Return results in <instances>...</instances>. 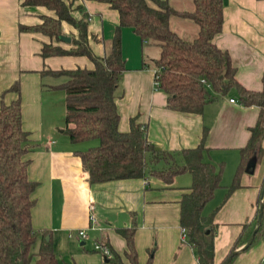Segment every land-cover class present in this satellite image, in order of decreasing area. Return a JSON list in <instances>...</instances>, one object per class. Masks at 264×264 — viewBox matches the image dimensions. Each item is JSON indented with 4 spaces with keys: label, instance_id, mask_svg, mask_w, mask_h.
I'll use <instances>...</instances> for the list:
<instances>
[{
    "label": "crops",
    "instance_id": "0c3cea01",
    "mask_svg": "<svg viewBox=\"0 0 264 264\" xmlns=\"http://www.w3.org/2000/svg\"><path fill=\"white\" fill-rule=\"evenodd\" d=\"M71 1L75 8L82 6L91 16L90 44L97 55L104 56L110 51L120 24L119 12L94 0ZM223 2L224 25L215 43L230 53L238 82L247 90L261 91L264 87V0ZM82 14L81 10L74 11L77 19ZM46 15L55 16V12L45 6H24L22 0H0V109L3 103L11 104L18 98L10 88L19 81L23 126L31 133L33 146L26 155L31 160L29 177L40 183L34 194L37 201L32 212L34 229L49 231L59 264H112L110 258L95 250L98 242L109 247L113 257L118 254L129 264L127 241L119 229L133 224L140 264H198L196 250L183 238L181 225V200L193 183L191 173L178 175L169 185L156 177L91 184L79 156L80 151L88 149L82 147L84 142L73 143L65 131L57 135L51 117L57 90L52 87L66 80L58 83L55 78L62 77L43 76L42 72L77 67L91 69L94 64L86 56H42L45 44L72 47V41L63 43L40 32L21 30V26L42 23ZM62 27L68 34L65 36H77L71 24L64 22ZM122 47L127 59L117 99L122 132H129L131 120L136 119L146 127L148 140L158 149L180 152L199 146L204 129L208 128L205 159L216 165L223 164L224 171L222 186L205 206L203 214H215V264H222L245 225L256 217L264 189L263 156L254 172H245L240 187L230 192L241 164V151L249 142L250 128L256 125L260 108L243 105L239 91L233 89L207 104L202 114L170 109L168 95L155 87V71L145 66V62L158 57L159 50L143 46L139 36L130 29L122 32ZM80 230L86 231L85 239L78 236ZM41 243L39 238L35 253ZM244 246H238L236 251H242ZM36 259L31 264H36ZM232 264H264V239L241 252Z\"/></svg>",
    "mask_w": 264,
    "mask_h": 264
},
{
    "label": "trees",
    "instance_id": "16d2710c",
    "mask_svg": "<svg viewBox=\"0 0 264 264\" xmlns=\"http://www.w3.org/2000/svg\"><path fill=\"white\" fill-rule=\"evenodd\" d=\"M94 1L106 3L120 14L112 47L104 56L97 55L91 47V16L82 6L75 8L71 0H22L24 6H45L54 11L55 16H43L42 23L21 26V30L40 32L57 41H61L64 35V22L78 32L72 37L70 49L53 43L45 44L43 57L86 56L94 64L91 69L77 67L42 72L43 76L50 74L66 78L65 82L52 87L63 90L66 95L65 132L73 143L99 140L97 146L79 152L91 184L156 177L169 185L178 175L191 173L193 183L181 200V225L187 230L188 242L196 250L198 264H215V214L206 216L203 210L222 186L224 165L205 159L207 149L204 141L208 128L204 129L199 146L180 152L158 149L148 140L146 127L136 119L131 120L129 132L119 129L118 89L127 70L122 32L130 29L139 36L143 46L159 50L158 57L150 63L145 62V66H151L155 71L159 90L168 95L170 109L202 114L207 104L218 96L228 95L233 89L239 91L243 105L260 108L259 119L250 128L249 142L241 151V164L230 192L240 187L249 162L253 158L258 162L264 156V87L261 91L244 88L236 78L237 69L230 53L215 43V37L222 32L224 25L223 0H191V9L177 5L183 0ZM75 10L83 12L81 18L75 17ZM175 22L196 24L195 36L185 37L175 28ZM10 91L16 92L18 98L11 104L3 103L0 109V264H31L34 258H37L36 264H59L49 231H37L33 227L32 212L37 202L34 194L40 183L29 177L31 160L26 155L33 146L31 133L23 126L20 82L17 81ZM261 203L262 197L256 217L245 225L235 247L222 264L228 261L232 264L241 252L264 239L263 215L252 245L235 254L236 248L246 245L256 230ZM119 233L127 241L129 264H140L135 244L136 225L120 228ZM39 238L42 243L35 253ZM110 261L112 264H126L118 254Z\"/></svg>",
    "mask_w": 264,
    "mask_h": 264
},
{
    "label": "rangeland",
    "instance_id": "374dc122",
    "mask_svg": "<svg viewBox=\"0 0 264 264\" xmlns=\"http://www.w3.org/2000/svg\"><path fill=\"white\" fill-rule=\"evenodd\" d=\"M179 7L191 9L193 8V2L191 0H183L181 2H177ZM175 28L180 32H183V35L187 38H193L195 36V29L198 30V26L196 24L193 25H185L183 23L179 24L175 22ZM64 33V32H63ZM64 35H68L65 34ZM71 36V35H69ZM73 36V35H72ZM65 41H63L64 43ZM66 43V42H65ZM71 43V42H70ZM65 45V44H64ZM153 49V48H152ZM151 48H147L148 51L152 50ZM66 80V78H55V81L60 83ZM54 99L52 101V109H51V117L53 124H56V133L57 135H61V131H65L66 122V95L63 90H57L54 92ZM67 137L69 136L67 132H65ZM99 144V140H91L88 142H84L82 147L90 148L92 146H97ZM163 164L160 165L162 167ZM189 177V176H188ZM264 188V187H263Z\"/></svg>",
    "mask_w": 264,
    "mask_h": 264
},
{
    "label": "water",
    "instance_id": "95a60500",
    "mask_svg": "<svg viewBox=\"0 0 264 264\" xmlns=\"http://www.w3.org/2000/svg\"><path fill=\"white\" fill-rule=\"evenodd\" d=\"M62 41H65L67 43H70L72 41V38L69 37V36H65V35H62L61 38H60ZM257 164V159L256 158H253L248 166H247V169H246V172L248 173H253L254 172V169H255V166ZM263 215H264V189H263V193H262V203H261V206H260V211H259V217H258V225H257V228L256 230L254 231V233L252 234L250 240L248 241V243L243 247V249L245 248H248L252 245L254 239H255V236H256V233L258 232V229L259 227L261 226L262 222H263ZM239 252V251H236L235 254ZM108 260V259H107ZM227 264H229V261L227 262Z\"/></svg>",
    "mask_w": 264,
    "mask_h": 264
},
{
    "label": "built area",
    "instance_id": "2783aa9c",
    "mask_svg": "<svg viewBox=\"0 0 264 264\" xmlns=\"http://www.w3.org/2000/svg\"><path fill=\"white\" fill-rule=\"evenodd\" d=\"M155 87L157 89H159V82L156 81V79H155ZM231 101L235 102L236 100L235 99H231ZM93 220H95L94 217H93ZM78 236L80 238H82V239H85L87 237V233L84 230H80L78 232ZM183 238L185 240L187 239V230L185 228H183ZM95 250L100 252V253H102L105 258H112L113 257V253H112L111 249L109 247H107L106 245L100 243V242L95 244Z\"/></svg>",
    "mask_w": 264,
    "mask_h": 264
}]
</instances>
